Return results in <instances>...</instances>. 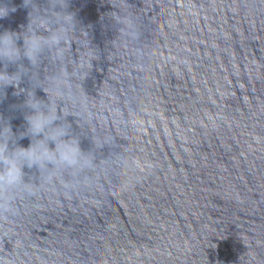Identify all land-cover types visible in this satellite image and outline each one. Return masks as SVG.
<instances>
[{
    "label": "water",
    "instance_id": "95a60500",
    "mask_svg": "<svg viewBox=\"0 0 264 264\" xmlns=\"http://www.w3.org/2000/svg\"><path fill=\"white\" fill-rule=\"evenodd\" d=\"M7 6L0 143L36 166L0 191V264H264V0Z\"/></svg>",
    "mask_w": 264,
    "mask_h": 264
},
{
    "label": "clouds",
    "instance_id": "9594fccd",
    "mask_svg": "<svg viewBox=\"0 0 264 264\" xmlns=\"http://www.w3.org/2000/svg\"><path fill=\"white\" fill-rule=\"evenodd\" d=\"M10 0H0V19H4L8 16L10 11H15V8H9L7 5ZM29 0H22V6L27 8ZM59 38H57L58 40ZM0 57H4L8 60L9 64L15 63V58L19 54V48L16 42L12 41L11 30L5 29L0 34ZM41 49V42L39 40H32L29 42L28 48L25 50L24 58L32 61L33 57L38 55ZM29 52L31 54H29ZM23 74L21 73L20 76ZM19 76L16 73H10L7 70L0 72V89H3V98L7 96V89H17L19 87ZM14 96H17L16 91L13 92ZM33 112L30 118H25L32 135H40L49 126L54 123V118L41 113L33 105ZM8 131L11 132V125L8 126ZM66 135L62 128H57L51 137V143L46 152L42 154L48 156L50 152H53L56 148V138L64 137ZM27 139L29 141L27 146L20 144L19 141ZM80 152L79 144L75 146L66 145L60 151V159L66 163H72L75 156ZM24 161L22 165L18 163ZM36 166V153L33 149L31 142V135L21 134L17 141V150L13 154H9L7 144L0 143V191H5L19 185L23 181V173L26 168Z\"/></svg>",
    "mask_w": 264,
    "mask_h": 264
}]
</instances>
